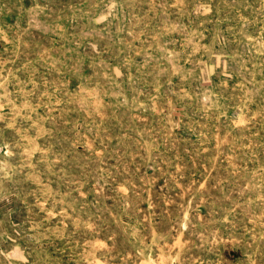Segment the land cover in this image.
Instances as JSON below:
<instances>
[{"label": "rangeland", "instance_id": "374dc122", "mask_svg": "<svg viewBox=\"0 0 264 264\" xmlns=\"http://www.w3.org/2000/svg\"><path fill=\"white\" fill-rule=\"evenodd\" d=\"M0 264H264V0H0Z\"/></svg>", "mask_w": 264, "mask_h": 264}]
</instances>
